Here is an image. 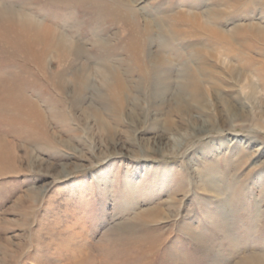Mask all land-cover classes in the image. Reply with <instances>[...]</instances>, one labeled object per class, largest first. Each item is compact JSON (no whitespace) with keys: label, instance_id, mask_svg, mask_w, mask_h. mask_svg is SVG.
Segmentation results:
<instances>
[{"label":"rangeland","instance_id":"obj_1","mask_svg":"<svg viewBox=\"0 0 264 264\" xmlns=\"http://www.w3.org/2000/svg\"><path fill=\"white\" fill-rule=\"evenodd\" d=\"M0 9L74 55L66 68L38 47L0 55V80L19 87L0 110V264L264 258V0ZM106 67L122 74L121 101Z\"/></svg>","mask_w":264,"mask_h":264},{"label":"bare ground","instance_id":"obj_2","mask_svg":"<svg viewBox=\"0 0 264 264\" xmlns=\"http://www.w3.org/2000/svg\"><path fill=\"white\" fill-rule=\"evenodd\" d=\"M0 25H1L0 26V55L6 54V55H9V56L16 59V53L17 52H22L24 54L29 55V53L32 51V50H30V46H32L33 50H36L35 48L38 47V49L36 51H38V53H40L39 57H42V58H43V56H45L49 53L52 55L53 53L61 52L62 61H63L62 64H65V68H66V64L69 63L68 61L70 59L74 58V55L73 56L68 55V51L70 48H68V46L64 42L65 37L63 35L61 36L60 34L54 33V31L51 28H46L45 26L44 27H37L36 30H34L32 32L29 28L33 26V23H28V22L21 23L18 20V17L15 18V16H12L9 11H5V10H1V9H0ZM28 32L31 34L26 35V33H28ZM6 55H4V56H6ZM77 56H78V54L75 56V58ZM78 59H79V57H78ZM4 62H5V60H4ZM10 66H11V64H10ZM113 67H111V68L106 67L107 70L106 69L105 70H106V75H108V78H105V81L108 80L111 82L110 83V90L113 94L112 95L113 98L116 101H121L122 95H123L124 89H125V85L123 82L124 80L122 78L121 72L119 70L113 69ZM41 68L45 70V64L44 63L41 65ZM2 69H3V67H2ZM155 69L153 71V74L158 71L157 67H155ZM9 70H11V69H9ZM191 73L190 74L187 73V74L189 77L193 78L194 77L193 75H195V74L191 75ZM193 73H194V71H193ZM6 80H8V79H6ZM83 80H84V82H86V80H88V79L84 78ZM0 82L1 83L5 82L4 84H0V110L3 109V110L7 111L10 109L11 110L15 109L16 108V91L17 90L19 91V87H16V85H13L12 83L2 81V79L0 80ZM197 91H199V90H197ZM194 94L196 95L197 93H194ZM205 94H206V92L204 93V96H205ZM199 96H201V95H199ZM193 97H191V100ZM180 98H182V97H180ZM199 98H201V97H199ZM183 100L184 99L177 102V106L175 108L176 111H182V110L188 108L187 103ZM193 101H195V100H193ZM196 101H198V100H196ZM19 104L21 106L24 105L21 102ZM30 106H31L30 103H27V107H30ZM169 130H171V129H169ZM205 131L206 130L202 128V129H200L199 133H203ZM197 134H198V132H197ZM245 264H264V258L259 257V256H252L251 258H249V260L246 261Z\"/></svg>","mask_w":264,"mask_h":264}]
</instances>
